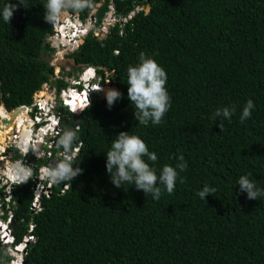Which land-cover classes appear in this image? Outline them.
<instances>
[{
  "label": "trees",
  "instance_id": "trees-1",
  "mask_svg": "<svg viewBox=\"0 0 264 264\" xmlns=\"http://www.w3.org/2000/svg\"><path fill=\"white\" fill-rule=\"evenodd\" d=\"M7 2L0 0V8ZM46 2L25 0L9 24L0 17V105L6 110L28 104L52 74ZM94 3L96 23L109 8L118 19L103 37L88 35L66 57L93 66L104 91L91 92L81 112L62 110L60 117V127L82 121L84 147L77 159L83 174L67 188L53 185L33 209L32 180L9 188L11 235L20 242L29 228L36 237L25 244L23 264H264V197L248 200L237 185L250 174L264 189V0ZM136 6L147 9L119 19ZM141 52L168 77L171 107L157 126L139 125L127 98V68ZM51 84L66 86L62 80ZM109 88L123 94L111 109ZM249 99L255 108L241 123ZM233 106L221 130L213 114ZM0 120H7L1 121L6 133L20 127L22 113ZM121 131L139 135L157 154V174L165 164L174 167V157H184V182L177 180L171 195L165 191L155 201L135 185L117 189L111 183L106 152ZM205 184L217 191L204 201L196 193ZM3 197L0 187L2 209Z\"/></svg>",
  "mask_w": 264,
  "mask_h": 264
},
{
  "label": "clouds",
  "instance_id": "clouds-1",
  "mask_svg": "<svg viewBox=\"0 0 264 264\" xmlns=\"http://www.w3.org/2000/svg\"><path fill=\"white\" fill-rule=\"evenodd\" d=\"M24 2L25 0H18V3H13L12 0H8L0 8V17L3 21L9 24L14 12ZM43 7L45 9L44 20L51 25L52 33L49 36L55 32L57 47L68 46L69 42L72 41L73 49L69 54L77 49L85 37L92 35L93 29L100 31L103 19L96 23L95 20L87 22L86 17L84 19L79 17L85 10H95L94 0H47ZM141 7L147 9L146 6ZM109 12L112 21L106 24V29L118 19L110 8L106 13ZM46 41L49 42L47 38ZM138 60L139 62L136 65H129L127 68V98L131 102V106L134 105V118L139 125L148 126L151 123L157 126L163 122L165 114L171 107V98L166 88L167 73L152 56L146 55L144 52L139 54ZM83 66L89 67L90 77L84 80L80 73L77 79L72 78L75 83L71 87H67L68 83H66L65 87L68 88L66 93L69 94L67 103H64L66 99L61 95V89L57 90L55 88L53 90L51 100L47 97L48 93L42 95V107L39 108L38 114L39 119L37 121L33 120L30 126H27L26 122L23 123L24 128L28 127L26 128L27 132L18 136V142L10 148L11 155H7L6 158L0 157L5 162L2 165L3 173L1 174L5 183L0 185L4 193V209L0 207V264H23L25 244L36 241L35 236L29 235V228L20 242H15L14 237L11 235L12 212L9 204H13V202L11 201L9 188L26 184L32 180L31 201L34 200L39 204L41 197L49 192L53 185L64 184L67 188L71 186V182L76 177L83 174V169L78 166L81 160L77 159L78 153L84 147L80 136L82 121L80 119L75 120L72 126L64 125L60 127L62 110L74 114L79 113L90 105L89 96L91 92L104 91L99 87V76L94 67ZM68 69L70 70V68ZM65 87H62V89ZM70 88L73 91H70ZM78 92H81L85 98V104L81 109H78L75 105L79 100L78 96L80 94ZM122 98L123 94L117 89L109 88L105 93L109 109ZM254 108V102L249 99L240 115L241 123L251 117ZM5 110L4 106L0 105V118L7 117L6 111L9 110ZM235 111V106H233L217 109L214 112L213 119L219 118L221 130L223 120H230ZM32 115V112H30L29 116L32 117ZM55 137H58L54 144L55 159H45L41 152L47 144L49 145L48 148L51 149ZM174 158L177 159L174 167L165 164L157 174L158 170L154 166L158 160L157 154L149 151L148 145L139 135L121 131L111 141L110 149L106 152V171L110 176L111 183L117 189L125 185H135L137 191H143L145 196L151 195L153 200L159 201L165 191L169 195L174 192L177 180L180 183L184 182V178L180 176V173L186 170L187 164L184 162L182 155ZM47 161L50 162L47 164ZM249 175L239 177L237 185L240 191L247 194L248 200H258L264 197V189L259 188L249 178ZM216 191V187L205 184L196 195L205 201L206 197L214 195Z\"/></svg>",
  "mask_w": 264,
  "mask_h": 264
},
{
  "label": "built area",
  "instance_id": "built-area-1",
  "mask_svg": "<svg viewBox=\"0 0 264 264\" xmlns=\"http://www.w3.org/2000/svg\"><path fill=\"white\" fill-rule=\"evenodd\" d=\"M141 9L143 11H146V8H143L141 6H136L133 11L127 13L124 17H121L120 20L125 21L126 19H129L133 12H136V11L141 10ZM86 20H87V22H92L94 20V18L89 13L86 16ZM106 26L107 25H105L104 22H101L100 31L93 29L92 30V36H95L96 38L103 37L105 32L107 31ZM53 36H55V32H53V34L51 36L47 37V40H49V42H48L49 47L53 48V51L51 53L52 61L49 63V65L62 68L63 66L58 65V61L62 60L64 58V56H66L67 54H69L72 51V49H73V46L71 44L72 41L69 42L68 46L58 48L55 40L53 39ZM89 70H90L89 67H85L82 69L81 75H82L84 80H86L90 77V74L88 73ZM67 75H68L67 73H64V72L59 73V71H57L56 73H52L50 75L48 81L43 82L40 85V87L32 93L30 102L28 104H20V105L16 106L14 109H10L9 111L5 110L6 113L10 114L15 110H20V112L22 113V116H23L21 122H23V123L26 122V125L30 126L33 123V120L37 121L39 119V115H38L39 114V108L42 107L41 96L46 95V93H48L47 94L48 99L51 100L53 98V90L55 89V86L51 84L52 81L62 80L63 82L68 83L67 87H71V85H73V83H75L74 80H72V79L69 80V76H67ZM67 87H65L64 89L60 88L61 89L60 90L61 95L63 97H65V99H66V100H64V103H67V101L69 100V98L67 97L69 94L66 93V91L68 90ZM70 91H73V90L70 88ZM81 92L83 93V91H81ZM81 92H78L80 94V95L77 94V95H79L78 96L79 100L75 103V105L77 106L78 109H81L83 107V105L85 104V101H84L85 98ZM30 112H32V114H33L32 117L29 116ZM26 128H28V127H26ZM2 129H4V128H2ZM20 132H21V130L18 127H16L15 129H9L8 131H6V133L3 134V136H2L3 140L0 142V157H3V158L7 157L4 151L8 148H11L12 145H14L15 143L18 142L17 138L20 135ZM48 147H49V145L47 144L46 148L41 152V155L45 159L54 160L55 156H52L53 155L52 151ZM10 155H11V153H10ZM8 157H10V156H8ZM2 173H3V167L1 166L0 167V185L5 183V180L2 179V177H1ZM47 193L48 192H46V194ZM30 207L32 209L37 208L38 202H35L34 200H32L30 203Z\"/></svg>",
  "mask_w": 264,
  "mask_h": 264
},
{
  "label": "rangeland",
  "instance_id": "rangeland-1",
  "mask_svg": "<svg viewBox=\"0 0 264 264\" xmlns=\"http://www.w3.org/2000/svg\"><path fill=\"white\" fill-rule=\"evenodd\" d=\"M93 12V10H90V12L89 13H92ZM109 15H110V12L107 14H104V16H103V21L102 22H104L105 23V25L106 24H109V23H111V21H112V19L109 17ZM53 39L55 40V36H53ZM48 64L52 61V56L51 55H49L48 57ZM61 66H63L62 68H60V67H56V66H52V73H56L57 71H59V73H61V72H64V73H67L68 72V75L67 76H69V80H71L72 78H75V79H77L78 78V76L80 75V73H81V71H82V69L83 68H85V67H87V66H82V67H80V68H78V69H76V70H73V71H68V67L67 66H65V65H61ZM70 72V73H69ZM89 72V71H88ZM0 125H2L1 123H0ZM2 128H4V126L2 125V126H0V141H2L3 139V137H1V135H3L4 133H5V129H2ZM2 129V130H1ZM22 128H20V130H21ZM8 130V129H7ZM4 131V132H3ZM21 134L20 135H22L23 134V132H22V130H21V132H20ZM5 153L6 152H8L7 154H6V156L7 155H10V148H8V149H6L5 151H4ZM3 164H5V162H4V159H0V167L3 165Z\"/></svg>",
  "mask_w": 264,
  "mask_h": 264
},
{
  "label": "water",
  "instance_id": "water-1",
  "mask_svg": "<svg viewBox=\"0 0 264 264\" xmlns=\"http://www.w3.org/2000/svg\"><path fill=\"white\" fill-rule=\"evenodd\" d=\"M58 64L59 65H65L70 69L79 68V67L83 66L82 64H76L74 62L73 58H71V57H66L63 60L58 61ZM1 121L6 122L7 120H1ZM50 161H47L46 163L48 164Z\"/></svg>",
  "mask_w": 264,
  "mask_h": 264
},
{
  "label": "bare ground",
  "instance_id": "bare-ground-1",
  "mask_svg": "<svg viewBox=\"0 0 264 264\" xmlns=\"http://www.w3.org/2000/svg\"><path fill=\"white\" fill-rule=\"evenodd\" d=\"M19 111H20V110H19ZM22 117H23V116H22ZM0 123H1V120H0ZM22 124H23V122L20 123V127H19V129L22 128V129H21L22 132L25 133V132H27V129L24 128V126H23ZM2 136H3V135H1V137H2ZM0 142H1V141H0Z\"/></svg>",
  "mask_w": 264,
  "mask_h": 264
}]
</instances>
